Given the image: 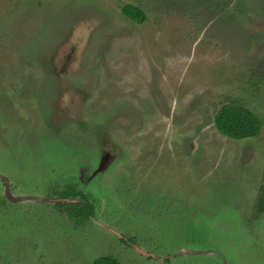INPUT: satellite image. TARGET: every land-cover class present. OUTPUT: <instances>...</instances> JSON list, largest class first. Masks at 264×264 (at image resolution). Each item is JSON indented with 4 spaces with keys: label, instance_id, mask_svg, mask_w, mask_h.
I'll list each match as a JSON object with an SVG mask.
<instances>
[{
    "label": "rangeland",
    "instance_id": "1",
    "mask_svg": "<svg viewBox=\"0 0 264 264\" xmlns=\"http://www.w3.org/2000/svg\"><path fill=\"white\" fill-rule=\"evenodd\" d=\"M263 181L264 0H0V264H264Z\"/></svg>",
    "mask_w": 264,
    "mask_h": 264
},
{
    "label": "trees",
    "instance_id": "2",
    "mask_svg": "<svg viewBox=\"0 0 264 264\" xmlns=\"http://www.w3.org/2000/svg\"><path fill=\"white\" fill-rule=\"evenodd\" d=\"M122 13L125 17L138 23L143 22L145 19L144 12L139 7L130 4L122 8ZM214 123L221 134L237 140L258 136L263 126V122L258 115L234 100L224 103L218 109L214 116ZM261 191L263 195L259 197L257 204L259 210L264 211V181L261 185ZM58 195L62 200L58 202V206L61 210L67 212L70 217L79 216L85 218L92 210V206L81 205L80 202H72L78 196L84 198L82 191L76 189L74 186L67 185L58 192ZM94 264L117 263L109 257H101L96 259Z\"/></svg>",
    "mask_w": 264,
    "mask_h": 264
}]
</instances>
